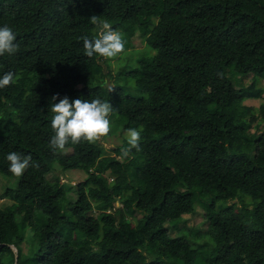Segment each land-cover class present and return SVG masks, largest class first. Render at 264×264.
Returning <instances> with one entry per match:
<instances>
[{"label":"trees","instance_id":"1","mask_svg":"<svg viewBox=\"0 0 264 264\" xmlns=\"http://www.w3.org/2000/svg\"><path fill=\"white\" fill-rule=\"evenodd\" d=\"M105 22L124 51L87 57ZM4 25L19 50L0 56V264H264V0H0ZM65 96L108 100L113 154L49 147ZM10 152L31 156L15 185ZM57 167L86 174L74 200ZM196 203L205 231L183 224Z\"/></svg>","mask_w":264,"mask_h":264},{"label":"clouds","instance_id":"2","mask_svg":"<svg viewBox=\"0 0 264 264\" xmlns=\"http://www.w3.org/2000/svg\"><path fill=\"white\" fill-rule=\"evenodd\" d=\"M90 20L93 24L99 23L97 16L90 17ZM16 39V34L10 26H0V56H11L19 50ZM81 39L87 57L98 55L103 58H115L125 49L121 34L113 31L107 22L101 26L99 38L90 40L82 37ZM13 75L7 72L0 77V89L12 84ZM57 98V95H53L51 101L54 102ZM51 111L55 114L51 120L54 135L50 138L49 147L53 150H63L69 141L72 144L82 141L95 143L107 136L110 132L109 117L114 110L108 100L96 98L91 101L82 99L70 101L65 96L59 98L58 103H52ZM126 136L129 147L122 150L124 156H127L132 148L139 150L141 139L140 131L134 128L128 129ZM6 160L9 162V171L20 177L30 166L31 156L10 152Z\"/></svg>","mask_w":264,"mask_h":264},{"label":"rangeland","instance_id":"3","mask_svg":"<svg viewBox=\"0 0 264 264\" xmlns=\"http://www.w3.org/2000/svg\"><path fill=\"white\" fill-rule=\"evenodd\" d=\"M133 43L135 46L137 47H141L142 43H141V39L139 37V34L136 33L133 37ZM260 100H247L246 103H250L253 104L255 106H257L259 104ZM111 124V123H110ZM115 125L111 124L110 125V131L112 129H114ZM97 142L101 143L104 147V149L107 152H111L112 153V148H114L116 145L120 144L121 142L116 138V137H103L100 140H98ZM126 147H129L128 143L126 144ZM58 154H62V155H67L70 154L72 152V148L71 147H65L63 150H58L57 151ZM113 154V153H112ZM121 157V154H118V157ZM85 173L81 170V169H67V170H62L60 167H57L56 169H52L50 172H48L46 174V177L53 181V180H59L60 183L62 185H66L69 187L67 191H66V197L70 200H74L76 198V190H75V184L84 179L85 178ZM17 176L13 175L10 178L9 185H15V183H17L18 181ZM2 181H0V205L3 202V195L1 194L2 190ZM115 207H121L122 206V202L120 201V199H117V201H115L114 203ZM204 208L201 206L200 203H196L195 205V209L190 212V213H185L183 214V224H185L187 227L191 228V227H196L199 228L200 231H205L206 227L208 225V219L205 217L204 215ZM135 217H140L141 213L137 210H133L128 214V217L131 219H133V216ZM167 231L169 233V235L171 237H176L178 236L177 231L172 228L171 226H169L168 224L166 225Z\"/></svg>","mask_w":264,"mask_h":264},{"label":"water","instance_id":"4","mask_svg":"<svg viewBox=\"0 0 264 264\" xmlns=\"http://www.w3.org/2000/svg\"><path fill=\"white\" fill-rule=\"evenodd\" d=\"M13 247V246H12ZM13 249H15L14 247H13Z\"/></svg>","mask_w":264,"mask_h":264}]
</instances>
